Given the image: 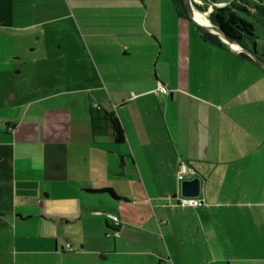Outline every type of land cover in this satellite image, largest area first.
<instances>
[{"label":"crops","instance_id":"obj_1","mask_svg":"<svg viewBox=\"0 0 264 264\" xmlns=\"http://www.w3.org/2000/svg\"><path fill=\"white\" fill-rule=\"evenodd\" d=\"M19 2L0 0V264H264V66L172 0H76L85 67L24 85L38 63L9 52ZM60 57L46 67L67 71ZM92 108L116 112L123 143ZM181 161L199 204L181 201ZM232 239L257 259H227Z\"/></svg>","mask_w":264,"mask_h":264},{"label":"rangeland","instance_id":"obj_2","mask_svg":"<svg viewBox=\"0 0 264 264\" xmlns=\"http://www.w3.org/2000/svg\"><path fill=\"white\" fill-rule=\"evenodd\" d=\"M230 1L232 0H194V3L197 4L196 6L200 12L207 13L206 16L211 22L210 14H212L215 6H222ZM64 2L67 5L66 7ZM142 3L140 1V4ZM19 5L22 12V27L18 29L9 28L8 32H12L15 38L16 34L20 35L21 42L18 41L20 43L16 45L11 43L9 52L10 54L18 53L21 55L22 60L32 57L38 63L36 68H29V71L26 72L29 76L23 75L22 84L28 85L32 82H41L42 84L45 83L44 81L52 80L61 81L60 77L62 76L60 75L64 73L67 76L80 75V68L81 66L85 67L86 61L82 55V50L77 45V41L80 42L83 39V31L80 24V9H78L76 0H20ZM96 10V8H90L88 14L96 16ZM245 16L254 23L257 35V52H264V14L254 10L251 14ZM92 19L94 18L88 19V21H92ZM81 22L83 24L84 19ZM9 41L13 42L12 38ZM227 45L231 47L229 44ZM45 56H54L57 58L56 61L59 60L58 56H65L69 61L70 66L68 67H71V70L66 67L67 71H61L62 69H58L57 66L50 69L47 68L48 62H44ZM61 57L60 60H64V57ZM54 64L57 65L58 61L57 63L54 62ZM75 80L76 83L74 82ZM72 84L81 86L83 83L80 78H76L73 79ZM251 240L252 238L249 237L248 241L250 242ZM234 245L235 243L232 239L231 245L227 246V259L232 258L233 260L240 257L252 260L257 259L258 252L250 244L247 252H237L238 250H236Z\"/></svg>","mask_w":264,"mask_h":264},{"label":"trees","instance_id":"obj_3","mask_svg":"<svg viewBox=\"0 0 264 264\" xmlns=\"http://www.w3.org/2000/svg\"><path fill=\"white\" fill-rule=\"evenodd\" d=\"M172 2L178 15L187 18L191 17L186 5V0H172ZM262 3H264V0H260L259 2L255 0H232L225 5L215 6L211 14V21L217 24L227 36L241 42L247 47V41H250L252 43L251 49L256 48L257 35L254 23L245 15L251 14L254 10L264 14V4ZM199 29L201 30L204 39L220 47L226 48V43L221 40L217 33L205 29L201 25H199ZM242 54L251 58L244 52ZM261 56L264 59V53H261ZM102 121H105L106 124L112 128L115 143H123L125 141V132L116 112L113 110L108 111L104 108H92L91 123L93 131L96 132L102 128ZM102 190L111 191L106 188Z\"/></svg>","mask_w":264,"mask_h":264},{"label":"water","instance_id":"obj_4","mask_svg":"<svg viewBox=\"0 0 264 264\" xmlns=\"http://www.w3.org/2000/svg\"><path fill=\"white\" fill-rule=\"evenodd\" d=\"M186 5L191 14V18L197 21L201 26H203L205 29H212L215 33H217L220 36V38L224 42L229 44L231 47H232L231 45L232 42L237 43L243 50L247 51L252 56V58H254L262 66H264V59L262 56L258 54L256 48L251 49L243 45L241 42L227 36L226 33L217 24L213 23L212 21L208 25H205L202 22L198 21L193 14L194 10L199 11L196 4L194 3V0H186ZM181 189L183 196L199 197L201 195V190H202V177L197 175L191 178L183 179L181 183Z\"/></svg>","mask_w":264,"mask_h":264},{"label":"built area","instance_id":"obj_5","mask_svg":"<svg viewBox=\"0 0 264 264\" xmlns=\"http://www.w3.org/2000/svg\"><path fill=\"white\" fill-rule=\"evenodd\" d=\"M161 89L165 91L167 90L166 85L162 81H159L157 90H161ZM193 174H194V170L191 167H189L185 161H181L180 168H179V178L182 180L186 178H191ZM181 201L184 204H195L196 205L200 203L199 198L194 197V196H182ZM107 216L109 219L113 221L114 225L118 228L119 225L121 224V219L119 215L109 212L107 213ZM114 234L116 236L120 235L119 229H115Z\"/></svg>","mask_w":264,"mask_h":264},{"label":"bare ground","instance_id":"obj_6","mask_svg":"<svg viewBox=\"0 0 264 264\" xmlns=\"http://www.w3.org/2000/svg\"><path fill=\"white\" fill-rule=\"evenodd\" d=\"M200 4V3H199ZM197 5V4H196ZM199 6V5H198ZM200 7V6H199ZM198 8V7H197ZM202 10V9H201ZM208 12V11H207ZM193 14H194V17L198 20V21H200V22H202L203 24H205V25H208L210 22H209V19H208V17L206 16V14L207 13H203V12H200V10L198 11V10H194L193 11ZM211 15V14H210ZM191 18V17H190ZM192 19V18H191ZM211 20V19H210ZM207 23V24H206ZM200 25V24H199ZM225 43V42H224ZM231 45H232V47H234V48H236V49H238V50H240L241 49V47L237 44V43H234V42H232L231 43ZM260 53V52H259ZM250 56V55H249ZM252 58V57H251Z\"/></svg>","mask_w":264,"mask_h":264}]
</instances>
